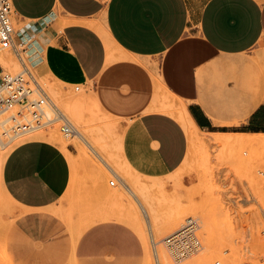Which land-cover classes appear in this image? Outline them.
Wrapping results in <instances>:
<instances>
[{
  "label": "crops",
  "instance_id": "1",
  "mask_svg": "<svg viewBox=\"0 0 264 264\" xmlns=\"http://www.w3.org/2000/svg\"><path fill=\"white\" fill-rule=\"evenodd\" d=\"M11 3L43 74L49 47L107 112L129 118L118 143L123 163L140 175H171L187 151V133L163 103H183L202 132L264 134V0ZM76 160L68 145L45 137L5 155L0 264L146 263L143 238L115 215H100L78 234L69 229L58 207L75 186Z\"/></svg>",
  "mask_w": 264,
  "mask_h": 264
},
{
  "label": "rangeland",
  "instance_id": "2",
  "mask_svg": "<svg viewBox=\"0 0 264 264\" xmlns=\"http://www.w3.org/2000/svg\"><path fill=\"white\" fill-rule=\"evenodd\" d=\"M12 23L16 30L21 26L14 14ZM5 55L15 59L17 68H3L4 72L20 71L21 66L13 53L10 50L0 52V56ZM43 57L44 74L42 68H32L26 54H22L54 103L102 160L86 148L77 134L72 138L64 136L57 124L24 134L9 144L0 143V155L18 143L37 137L49 136L55 142L68 145L77 158V176L72 193L60 199L58 211L70 230L76 234L85 224H91L104 214L137 217L145 236L142 237L146 248L145 264H264V146L260 149L257 145L221 143L219 138L200 131V137L206 141L205 147L196 144L192 158L174 174L142 176L127 162L130 170L124 165L122 147L118 143L125 126L122 122H128L129 118L107 112L96 95L92 96L90 85H82L83 80L67 58L56 55L49 47ZM75 99L78 102L73 114L70 108ZM246 137L224 135L222 139L233 141ZM81 147L86 149L88 158L79 157ZM112 180L114 185L109 184ZM124 183L131 187L142 185L144 191L135 188V192L149 214L148 205L152 206L156 219L146 217L145 210L128 194ZM5 211L3 202L0 213ZM188 217H199L203 248L174 263L167 256L162 240ZM212 243L214 246L210 249ZM195 258H202V261L195 263ZM0 260H4L1 254Z\"/></svg>",
  "mask_w": 264,
  "mask_h": 264
},
{
  "label": "built area",
  "instance_id": "3",
  "mask_svg": "<svg viewBox=\"0 0 264 264\" xmlns=\"http://www.w3.org/2000/svg\"><path fill=\"white\" fill-rule=\"evenodd\" d=\"M12 14L11 0H0V52L10 50L21 66L20 71L9 73L0 65V143L9 144L24 134L54 124L64 136H71L76 132L75 126L22 58L26 45L14 28ZM109 184L114 185V181ZM162 244L174 263L198 253L203 248L198 218H186L177 230L162 240Z\"/></svg>",
  "mask_w": 264,
  "mask_h": 264
},
{
  "label": "bare ground",
  "instance_id": "4",
  "mask_svg": "<svg viewBox=\"0 0 264 264\" xmlns=\"http://www.w3.org/2000/svg\"><path fill=\"white\" fill-rule=\"evenodd\" d=\"M33 47V46H32ZM34 48V47H33ZM33 48L31 50H33ZM4 51H9V50H4ZM3 52V51H2ZM24 53L26 54V60L27 62L29 63V65L32 67V68H39L38 64H36V61H32L29 57H28V54H29V49H25ZM37 57V56H36ZM110 58V57H109ZM0 65L5 68V69H9V70H12V69H16L17 68V62L15 61V59L9 55H5V56H0ZM27 65V64H26ZM78 89V88H77ZM180 101V100H179ZM77 99H75L74 101H71L72 105L71 107L73 108H70V112L71 113H75V103L77 104ZM182 102V101H181ZM162 108L165 109V110H168L171 114H173L180 122H181V125H183L186 133H187V138H188V146H187V151H186V154H185V157L181 163V165L172 173L174 174L184 163H186L188 160H190L192 158V154H193V148L195 147V145L197 144L198 146H204L206 144V141L200 137L199 135V131L197 129V127L193 124V122L191 121L190 117L188 116V113L185 109V106L183 103H179V104H173V103H163L162 105ZM68 109V108H67ZM56 133V132H55ZM41 134V133H40ZM77 134V138H79V140H82V142L85 144L86 148H88L89 150L92 149V146L91 144H89L87 142L86 139L83 138V135H81L80 132H78V130L76 129V132L71 135V138L73 136H76ZM214 137H217L219 138L218 141H220L221 143H230V142H234V143H243V144H246V145H257V146H261L260 149L262 148V146H264V134H255V135H247L246 138H243V140H239L236 138V140H233V141H229V137L228 139H225L223 140L222 139V136L221 134H212ZM228 135V134H227ZM232 135V134H230ZM236 135V134H235ZM212 136V137H213ZM243 136V135H242ZM245 136V134H244ZM256 136H261V137H256ZM226 137V136H225ZM235 137V136H234ZM47 140H50V141H53L51 140V138H49V136H46L45 137ZM242 139V137H241ZM55 142V141H54ZM213 142V141H212ZM58 143L61 144V146L63 147V149H65V146L67 145L66 143H63V142H60L58 141ZM215 143V142H214ZM5 144H8V143H2V145H5ZM205 147V146H204ZM202 148V147H201ZM87 149V150H88ZM196 149V148H195ZM92 151V150H91ZM195 151V150H194ZM262 151H264V149H262ZM93 154L95 155H98L97 152H95L94 150L92 151ZM8 153V151H6L5 153L2 154V156L0 155V163L3 161L5 155ZM79 153L82 155V157H86L88 158V154H87V151L84 147H81L80 150H79ZM98 157V156H97ZM125 164V163H124ZM95 165V164H94ZM125 166L129 169V167L125 164ZM171 174V175H172ZM124 186H125V189L126 191L128 192V194H130V196H134L135 199H137L138 203L140 204V208L142 207L145 212H146V217H152L153 220L156 219V215H155V212H154V209L152 208V206L148 205L149 207V210H150V214L149 212L146 211V207L143 203L140 202L136 192H135V188L136 190L138 191H144L143 187L141 184H134L132 187L127 185L126 183H124ZM146 188V187H145ZM121 196V195H119ZM118 196V197H119ZM120 198V197H119ZM143 211V210H142ZM144 212V211H143ZM14 213V212H13ZM139 215V214H138ZM116 219L118 220H121V221H124L126 223H128L131 227H133L139 234L141 237L145 238L144 236V231L143 229L141 228L140 224H141V221L137 218V217H134V218H128V217H124V216H117L115 215L114 216ZM199 218V217H198ZM146 221H147V218H146ZM145 222V221H144ZM147 223V222H146ZM149 225V224H148ZM175 225H177V223H175ZM85 226L81 227V230L84 228ZM180 227V226H179ZM178 227V228H179ZM177 228V229H178ZM176 229V230H177ZM78 234V233H77ZM145 241V240H144ZM214 246V244L212 243L210 249H212V247ZM208 253V252H207ZM2 256V255H1ZM209 260V259H208ZM218 260V259H217ZM168 261V259H167ZM202 261V258H195L193 259V262L195 263H200ZM215 262V261H214Z\"/></svg>",
  "mask_w": 264,
  "mask_h": 264
}]
</instances>
